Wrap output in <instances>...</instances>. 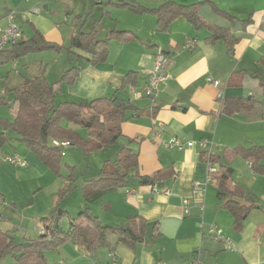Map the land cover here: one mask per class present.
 I'll list each match as a JSON object with an SVG mask.
<instances>
[{
	"label": "crops",
	"instance_id": "1",
	"mask_svg": "<svg viewBox=\"0 0 264 264\" xmlns=\"http://www.w3.org/2000/svg\"><path fill=\"white\" fill-rule=\"evenodd\" d=\"M117 1L83 0L84 9H90L93 19L88 29H83L87 28L84 24L79 31L89 33L95 28L98 41H105L113 30L127 31L132 34L130 40L110 41L109 55L104 62L90 64L84 58H76V65L83 69L74 82H60L54 88L56 102H88L98 97H115L126 106L132 105L121 128L123 144L138 153V167L130 172L124 188L100 187L85 196L80 187L87 181L83 176L81 183L75 180L77 189L67 198L59 199L60 189L69 185L66 182L69 175L67 166L71 165L64 162L66 152L61 176L49 183L47 175L51 170L17 134L6 131L2 125L3 120H14L18 107L13 111L12 120L0 113V135L5 134L9 138L0 143V162H6L7 156H18L27 162L25 167L14 165L16 169L13 173L4 170L6 166L0 163V196L4 200L0 204V228L9 232L16 242L35 240L44 227L43 218H50L55 212L60 216L63 211L65 216L59 224L67 229L71 219L78 220L80 212L89 209L104 226L119 227L130 217H142L146 222L144 239L130 245L113 235L109 246H97L93 253L68 239L47 253L50 264H190L198 249L203 252V264H264V174H253L247 178L241 175L238 179L250 200L256 204L241 230L235 229L234 218L223 208L217 189L209 184L205 197L201 199L194 188L195 182L205 188L207 156L220 154L225 148L264 145V119L248 122L240 114L226 116L220 113L219 102L220 94L223 98L249 94L248 85L228 87V80L235 72L243 70L250 76L264 78V69L259 65V60L264 58V0H134L148 9H155L169 1L184 5L199 4L204 23L228 28L232 34L242 36L233 49L224 40L208 41L211 33L206 26H195L183 17L174 20L166 32H160L157 30V18L152 13L137 14L120 9L115 5ZM36 4L32 0L11 2L10 10L18 13L27 11L23 23L19 18L24 38L33 35L34 26L48 42L62 46L79 32H72L64 39L57 23L49 17L28 14ZM248 20L250 22L246 23ZM24 23L30 29L29 37L25 36ZM189 40L196 43L191 48L185 46ZM159 53L170 58L167 79L160 84L153 97H148L144 88L153 72L155 56ZM83 55L89 57L87 53ZM70 66L68 56L62 64L60 79L51 83L46 75L44 77L50 84H56ZM18 67L17 64L20 74ZM38 72L40 77L43 73L41 64ZM129 73L134 78L125 83V76ZM1 76L0 72V96L10 98L8 91L22 83L11 87ZM208 78L223 83L216 86L208 82ZM2 85L4 89L1 90ZM174 137L191 141L194 146L183 149L167 147L165 142ZM206 139L212 140L213 145L204 149L199 142ZM15 142L25 148L17 147ZM119 151L114 157H106L104 163L116 160ZM91 155H85L86 164ZM234 163H238L236 168L241 166V169L250 170L249 164L241 158L233 159L231 165ZM98 166L91 174L87 165L91 177L99 174L101 169ZM163 169H173L175 175L160 184V188L156 186L158 191L151 184L140 182L142 178ZM64 170L68 174L63 175ZM35 175L38 178L32 180ZM11 178L20 186L19 189L17 184L16 187L13 185ZM37 180H44L45 184ZM213 184L216 185V182ZM46 186L55 189L39 200L38 192ZM73 195H77L76 201L69 200ZM186 199L192 201L188 208L183 204ZM200 203L204 205L203 211ZM67 218L68 223L63 225ZM211 225H216L233 241V249L212 238L208 231Z\"/></svg>",
	"mask_w": 264,
	"mask_h": 264
},
{
	"label": "trees",
	"instance_id": "2",
	"mask_svg": "<svg viewBox=\"0 0 264 264\" xmlns=\"http://www.w3.org/2000/svg\"><path fill=\"white\" fill-rule=\"evenodd\" d=\"M115 5L137 14L152 13L157 18V30L160 32H166L174 20L183 17L195 26H206L211 33L208 41L224 40L227 46L233 49L242 39V36L232 34L228 28L204 23L200 17L199 4L184 5L169 1L155 9H148L135 3L134 0H118ZM249 22L250 20L246 21ZM32 27L33 35L30 38H24L22 31V37L13 46L0 52V64L14 61L28 53L61 49L62 46L48 42L38 29ZM96 33L94 28L89 33L79 31L72 36L70 46L67 48L71 66L58 83L50 84L44 75H41L33 79L25 78L18 88L8 91L13 94V101L20 105L14 120L12 122L3 120L2 125L6 131L17 134L20 140L58 177L61 176L64 167V155L63 148L56 146L55 142H69L66 150L78 149L86 156L120 145L123 139L121 126L125 114L132 109V105L126 106L115 97H98L88 102H56L54 87L60 82L72 84L83 69L76 65V58H84L90 64L104 62L109 55L110 41L126 42L132 36L127 31L113 30L105 41H98ZM86 53L89 57H84L83 54ZM169 61L170 58L168 65ZM259 65L264 69V58L259 60ZM131 75L132 73H129L125 76V83H130L131 78H134ZM227 85L230 88H242L248 85L250 92L246 97L232 96L219 99L220 113L228 116L240 114L248 122L264 119L263 77L250 76L243 70L237 71L230 77ZM10 101L7 96H0V104L9 105ZM116 102H120L121 106H117ZM80 128L88 131L87 137L80 133ZM8 139L5 134L0 135L1 144ZM121 146L116 160L105 161L99 174L90 177L80 186L85 196L100 187L127 186L130 172L138 167V153L127 144ZM235 158L245 160L249 164L250 172L256 175L262 174L264 145L225 148L220 154H211L206 159L217 167L214 179L218 188V199L222 202L223 208L232 214L235 229L241 230L248 213L256 207V204L250 200L244 186L233 178L230 169L227 168ZM67 169L70 175L67 176L66 182L69 185L60 189L59 199L67 198L78 188L74 184L76 168L67 166ZM174 175L173 169H163L142 178L140 182L146 179L147 184L156 187L173 178ZM64 216L62 211L60 216L55 212L52 217L43 218V228L49 231L51 236L40 235L38 239L25 242H16L9 232L0 228V264L8 255L14 257L15 264H50L46 257L47 253L68 239L93 253L97 246H109V239L113 235H116L119 241L131 245L142 241L146 234V222L140 216L128 218L123 226L112 227L104 226L89 209H84L80 212L78 220H70L67 229L59 224V220ZM47 222L49 224H46Z\"/></svg>",
	"mask_w": 264,
	"mask_h": 264
},
{
	"label": "rangeland",
	"instance_id": "3",
	"mask_svg": "<svg viewBox=\"0 0 264 264\" xmlns=\"http://www.w3.org/2000/svg\"><path fill=\"white\" fill-rule=\"evenodd\" d=\"M15 0H0V27H5V22L6 17L10 11L15 12L17 17L21 19V22L23 23L24 17L27 15V11L23 13H18L17 11L10 10V5L11 2H14ZM23 1V0H22ZM27 1V0H25ZM36 1L37 4L35 6L36 9L39 10V14L37 16H43V17H49V19L55 23H57V27L59 30H61V35L64 39H67L68 35L70 33L78 32L81 27H84L83 25L87 28L83 29H88L89 25L93 19L91 16V11L90 9L85 10L84 9V4L83 0L81 1H70V0H32ZM75 2V3H72ZM76 6V10H73V7ZM47 8L48 10H46ZM29 11H33V8L30 9ZM28 11V14H31V12ZM20 23V22H19ZM26 23L23 24L24 29H25V36L29 37L31 32L30 29L25 25ZM71 40L68 41L66 40V44L62 45L61 49L59 51L55 50H44L41 52H36V53H28L25 56L19 57L16 60H12L7 62L6 64L0 65L2 68H0V72L2 73V78L3 80L9 82L8 86L11 87H17L23 82V79L26 78H35L39 76V66L41 64L42 66V75H46L48 80L52 83L57 81L60 75V71L62 69V64H64V61L68 59L69 52L67 48L70 46ZM17 63L19 65L18 69L20 71V74L16 72V70L13 68L14 63ZM223 83V82H222ZM221 83V85H222ZM4 89V85L1 86V90ZM10 104L9 105H2L0 104V113L3 115V117L7 119H13V111L16 107H19V103H15L13 101V95L11 96L10 94ZM60 103V102H57ZM227 116V115H226ZM80 133L84 136H88V131L86 129H79ZM124 143V140H121L120 145H116L113 147L108 148L107 150H103L101 153H94L90 156L88 164L85 162L86 156L84 153H82L78 149H70L66 150L67 157H64V162L71 165V167L75 166L76 167V181L77 183H81L83 176L86 177L87 180L91 177L92 172L96 171V167L98 166V160H100V166H98L100 169L103 167V163L105 158L109 159L110 157H114V154L116 151H119L120 148L122 147L121 145ZM14 144L17 145V147H21L22 149L25 147H22L18 142H15ZM2 160L0 163L4 167V170L6 171H12L16 169L14 168V164ZM238 163L230 164L227 166L230 171H234L232 174L233 178L238 181L239 177L243 175L242 177L246 178L249 176H252L254 173L250 172L248 169H241L236 168ZM87 165L91 168V174L87 172ZM236 165V166H235ZM14 166V167H13ZM16 172H19V170H16ZM68 174V171L64 170L63 175ZM258 174V175H263ZM70 175V174H69ZM256 175V174H254ZM58 176L54 174L52 171L49 172L47 175V181L51 183L55 178ZM38 176H32V180L37 179ZM13 183V185L16 187V184L14 183V180L11 178L10 179ZM240 180V179H239ZM38 181V180H37ZM39 182V181H38ZM239 182V181H238ZM245 182V181H244ZM39 183L45 184V181L42 180ZM35 183L33 184L34 187ZM37 185V184H36ZM52 186V185H51ZM48 188L47 186L44 188V190L39 191V200L44 198V195L48 196L50 195V190L55 189V188ZM214 189L218 188L216 185L211 184ZM17 187L19 189V185L17 184ZM32 187V189H33ZM33 193V192H32ZM77 195H73L69 200L71 201H76ZM64 203V202H63ZM68 203V202H67ZM77 203V202H76ZM65 206V203L63 204ZM63 207V206H62ZM59 210H61L59 208ZM58 210V211H59ZM8 224V221L6 222ZM68 223V218L64 220L63 225ZM12 226V224H8ZM2 264H15V259L12 255H8L4 260L2 261Z\"/></svg>",
	"mask_w": 264,
	"mask_h": 264
},
{
	"label": "built area",
	"instance_id": "4",
	"mask_svg": "<svg viewBox=\"0 0 264 264\" xmlns=\"http://www.w3.org/2000/svg\"><path fill=\"white\" fill-rule=\"evenodd\" d=\"M31 14H39V10L36 8H33V11ZM6 25L5 27H0V52H3L7 48L13 46L21 37H22V27L20 26L18 17L15 12L10 11L6 17ZM194 40H189L186 42L185 46L187 48H191L195 45ZM167 66H168V57L164 55L163 53H159L155 56V62H154V69L153 72L151 73V77L147 83V86L144 88V94L148 97H153L154 92L158 89L160 84H162L166 79H167ZM14 68L16 72L17 70V63H14ZM208 82H211L215 84L216 86H219L221 84L220 81H215L211 78H208ZM219 98H223V95L220 94ZM56 146H60L63 148V155H65V151L69 146V142H55ZM165 145L169 148H178V149H183L184 147L191 148L194 146V143L191 141H187L185 139L177 138L174 137L170 139L169 141L165 142ZM199 145L206 149L209 146L213 145L212 140H201L199 142ZM6 161L20 166V167H25L27 166V162L23 159H21L18 156H7L5 158ZM208 164V171H207V176L206 180L204 183L205 188H201V184L199 182L194 183V188L196 192L199 194L200 198L203 199L205 197L206 189L209 184L215 183L214 176L217 173V167L214 166L209 160L207 161ZM155 191H158V188L155 187ZM4 200L0 196V204H3ZM192 203L191 200L186 199L183 201V204L187 207ZM188 208V207H187ZM200 208L203 211L204 210V205L203 203H200ZM204 226L202 225V228ZM209 233L211 234L212 238L216 241L219 242H224L227 245L228 249H233L234 244L233 241L225 236L223 234V231L218 228L216 225H211L209 227ZM40 235H47L48 237L51 236V233L49 231H46L44 228H41L39 230ZM190 264H203V252L201 249L196 250L195 252V257L191 261Z\"/></svg>",
	"mask_w": 264,
	"mask_h": 264
},
{
	"label": "water",
	"instance_id": "5",
	"mask_svg": "<svg viewBox=\"0 0 264 264\" xmlns=\"http://www.w3.org/2000/svg\"><path fill=\"white\" fill-rule=\"evenodd\" d=\"M244 97H246V96H244ZM116 105H117V106H121V103H120V102H116ZM230 172L233 173L232 170H231ZM144 183H145V184L147 183V180H146V179L144 180ZM163 186H164V184H163ZM158 187L160 188L161 186L158 185Z\"/></svg>",
	"mask_w": 264,
	"mask_h": 264
}]
</instances>
